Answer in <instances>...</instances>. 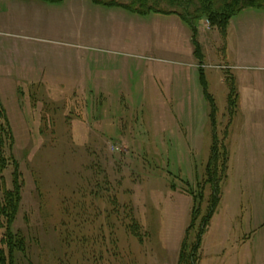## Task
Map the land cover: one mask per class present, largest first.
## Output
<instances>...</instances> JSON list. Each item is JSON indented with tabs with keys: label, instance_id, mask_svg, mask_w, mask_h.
<instances>
[{
	"label": "rangeland",
	"instance_id": "374dc122",
	"mask_svg": "<svg viewBox=\"0 0 264 264\" xmlns=\"http://www.w3.org/2000/svg\"><path fill=\"white\" fill-rule=\"evenodd\" d=\"M13 2L0 0V103L24 181L12 229L25 252L16 264H178L182 242L190 255L199 231L197 222L185 235L190 191L203 190L200 216L210 206L213 136L226 176L197 264H264V8L239 13L223 37L193 16L197 0H149L188 14L199 64L192 28L177 15L140 16L91 0ZM21 62L38 68L33 86L6 79ZM122 64L128 74L116 82ZM197 68L214 99V124ZM177 74L189 95L183 102L165 92ZM95 76L107 77L100 97ZM227 76L238 95L232 112ZM3 180L10 188L11 167ZM131 217L141 241L128 231Z\"/></svg>",
	"mask_w": 264,
	"mask_h": 264
},
{
	"label": "trees",
	"instance_id": "16d2710c",
	"mask_svg": "<svg viewBox=\"0 0 264 264\" xmlns=\"http://www.w3.org/2000/svg\"><path fill=\"white\" fill-rule=\"evenodd\" d=\"M47 4H57L64 0H38ZM95 4H101L109 7H118L128 11L129 13L148 16L151 14L156 15H177L184 23L192 28L191 44L193 46L194 59L201 64L203 60V52L199 42L196 39V30L193 27L192 20L187 17L188 14L182 15L173 11H164L149 5V0H131L128 4H122L115 1L103 3L101 0H91ZM200 7L196 14H193L195 18H203L207 21L210 28H217L223 37H226L227 29L231 19L237 16L239 13L246 9H261L264 8V0H222V5L218 10H215L214 0H197ZM198 83L202 90L204 99L210 106V119L214 124V117L216 114V107L214 99L209 94L208 82L206 80L204 71L197 68ZM226 84L229 90L227 95V103L229 108L234 111L238 103V95L235 89V82L233 78L226 77ZM13 133L11 131L8 119L0 103V181H1V198H0V264H16V254L25 252V240L19 233H14L12 226L16 220L17 214L20 209L22 200V191L24 187V181L20 166L17 160L12 154L13 150ZM219 147L216 145V138L213 136V144L210 147V155L207 162V184L213 189V193L210 197V206L205 215L200 216L199 203L202 200L203 190L201 187L197 189V193H191L189 195L192 198V209L190 215V223L186 230V234L190 233L197 224L199 231L195 236L193 244L190 245V255H185L186 244L183 241L178 264H197L199 262V250L201 245V238L204 234L205 228L208 225L220 197L219 183L226 176V163L222 162L224 170L219 169L218 163L220 154L218 153ZM6 151L9 152L6 155ZM11 167V187L7 188L3 180V173ZM221 172H218L220 171ZM221 173V174H220ZM128 231L137 240L141 241L142 236L140 228L134 218H130V224L128 225ZM185 244V245H184Z\"/></svg>",
	"mask_w": 264,
	"mask_h": 264
},
{
	"label": "crops",
	"instance_id": "0c3cea01",
	"mask_svg": "<svg viewBox=\"0 0 264 264\" xmlns=\"http://www.w3.org/2000/svg\"><path fill=\"white\" fill-rule=\"evenodd\" d=\"M12 1H14L13 3H16L15 1L31 2V3H33L32 2L33 0H12ZM171 16L172 15L165 16V17L166 18H170ZM32 24H34V23H32ZM227 39H226V42H227ZM173 50H174L173 52H175L176 54H179L178 48H175ZM169 51H171V50H169ZM36 52H37V50H36ZM95 60L97 61L98 58L96 57ZM192 61H195V59H194L193 56H192ZM191 63H193V62H191ZM19 65L20 66L17 69L18 70V75H13L12 72H11V73L8 74V75H10V78H6V77L5 78L6 79H11V80L23 81L24 82L23 84H25V85L31 84V86H33L32 85L33 84V81L38 79V75H37L38 74V68L34 66V63L33 62H31V63H29V62H26V63L23 62L22 63L21 62V63H19ZM128 69H129V67H128L127 64H122V65L118 66V68L116 70V75H114L113 77H111L112 80H117L116 82H118V81L121 80L120 79L121 77H124L125 76V78H126L127 77V74H128ZM3 74L4 73H2L1 76H3ZM182 74H183V72H182ZM182 74H177L176 75V77L179 78V79L175 83L176 85H175L174 91H170V90L165 91L168 94V96H172L171 93H173V95L175 97L174 99L176 100V102H183L184 101L183 98L185 96H189V95H187V93H185V90H184V88H185L184 87V82H183L184 77H183ZM91 76L92 75H90V77ZM84 79H83V81H87V76H86V80H84ZM106 79H107V77H104V76H95V77H93V80L95 81L93 83V87L96 88L94 93H96V95L99 96V97L105 95V92L104 91H101V90H102V88L108 86V84H106L105 82H103ZM124 82H126V81H124ZM97 101L98 102H103V101H99V100H97ZM106 102H111V101H106Z\"/></svg>",
	"mask_w": 264,
	"mask_h": 264
}]
</instances>
